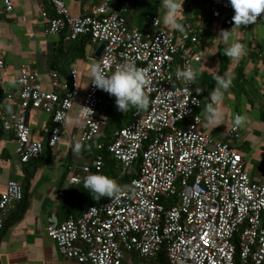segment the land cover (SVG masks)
Masks as SVG:
<instances>
[{
	"label": "built area",
	"instance_id": "built-area-1",
	"mask_svg": "<svg viewBox=\"0 0 264 264\" xmlns=\"http://www.w3.org/2000/svg\"><path fill=\"white\" fill-rule=\"evenodd\" d=\"M48 1L52 16L41 4L47 35L63 34L66 42L87 36L92 42L87 48L90 56L104 45L97 65L105 73L129 59L147 67L150 76L148 108L135 111L133 122L117 131L108 146L121 163L122 173L141 158L139 175L102 205L49 225L47 235L59 250L79 264L146 263L161 250L169 264H264V175L255 179L246 169L239 150L243 141L240 127L232 125L221 137L202 129L209 125L203 118L202 99L191 84L175 77L177 68L191 67L195 72L202 60L196 52L203 36L202 12L194 15L196 5L189 4L182 19L185 30L177 38L161 24L160 15L151 18V33L129 29L122 15L126 7L113 10L114 0H99L80 16L71 15L64 0ZM2 2L7 11L12 10L10 0ZM232 9L228 0H209L206 5L213 19ZM259 22L264 23V13L243 29H252ZM70 81L50 71L45 88L37 71L26 65L19 68L18 92L7 94L9 100L16 97L17 103L2 123L15 138L14 158L20 163L44 150L43 142L32 139L26 124L30 107L50 116L45 134L48 145L58 148L69 113L81 94L77 70L71 71ZM104 92L90 82L80 101L76 112L80 142L103 133L106 122L99 112ZM102 147L98 145V149ZM102 166L101 157L92 159L70 182L78 184L92 169L98 172ZM22 198L20 183L8 181L0 199V234L3 217Z\"/></svg>",
	"mask_w": 264,
	"mask_h": 264
},
{
	"label": "crops",
	"instance_id": "crops-1",
	"mask_svg": "<svg viewBox=\"0 0 264 264\" xmlns=\"http://www.w3.org/2000/svg\"><path fill=\"white\" fill-rule=\"evenodd\" d=\"M64 1L71 15L80 16L88 12L99 0ZM10 2L13 8L7 11L0 0V60L3 62L0 68L2 70L0 81L5 84L6 93L18 92L16 78L22 65L37 71L41 75L44 87L48 88L46 83L50 72L49 66H52L55 60L67 73L71 69L77 70L81 94L69 113L58 150H53L50 162L35 174L26 212L0 236V264H79L65 257L54 240L47 235V227L51 224L59 225L66 219L62 208L65 204H70L72 198L78 195L76 184H72L70 178L81 172L82 167L89 163V159L72 152V144L80 140V121L76 118V112L91 80L92 63H97L98 60L96 56L92 57L88 52L83 59H76L71 54L64 56L57 54L61 36L47 35L45 31L47 20L41 16V4H44L52 15L48 0H10ZM181 7L183 10L180 12L183 15L190 9L188 3ZM201 12L203 36L196 52L202 56V60L195 65V72L198 75L208 73L207 62L204 59L205 49L213 50L212 52L219 60L221 52L216 51L215 47L219 39V30L224 29L220 20L211 18L206 7ZM263 24L259 22L255 27L264 32ZM224 30H231L230 33H232L236 28ZM240 30L246 33L244 29ZM215 36L218 38L213 39ZM224 47H227V43L222 44V48ZM8 66H12L13 69L9 70ZM62 77L65 76L62 75ZM104 95H107V92H104ZM225 95L222 100L225 102L228 98L234 97L229 93ZM16 103L15 97L10 102V111ZM240 103H243V100ZM49 121L50 117L45 112L33 108L30 114L32 139L43 142L46 136L45 130L50 126ZM208 126L205 125L202 129L208 132ZM215 133L212 135L217 137L224 134L222 132L221 135L218 131ZM9 137L10 135H7L0 146V193L5 191L8 181L14 180L19 183L22 181V165L14 172L15 158L12 154L16 148V142ZM10 156L12 159L8 160L7 157ZM250 174L253 178L260 179L264 175V163H257Z\"/></svg>",
	"mask_w": 264,
	"mask_h": 264
},
{
	"label": "trees",
	"instance_id": "trees-1",
	"mask_svg": "<svg viewBox=\"0 0 264 264\" xmlns=\"http://www.w3.org/2000/svg\"><path fill=\"white\" fill-rule=\"evenodd\" d=\"M185 2L196 5L194 15H197L202 10H204L209 0H185ZM112 5L113 10L118 12L121 11L122 6L126 7V10L122 12V15L125 17L126 24L129 29L137 30L143 35L151 33L154 30L152 27L151 18L153 16L159 15L160 0H114ZM233 14V9L222 14V16L218 19L221 21L222 27L224 29H235L238 26L240 29H243V25H234V22L231 19ZM183 18L184 15L180 19L181 22ZM166 27L173 31L178 38L180 31L170 26ZM244 31L247 32V30ZM60 36L61 40L58 45L57 54H61L62 56L71 54L74 55L73 57L76 59L85 58L88 46L92 45L91 39L89 37L79 36L74 41L66 42L64 35L60 34ZM67 44L68 46H65ZM223 49H225V47ZM222 54L224 56V61L221 60L220 56V65L215 74L222 75L225 71H227L231 74L232 81L229 88L223 90L220 100H223L226 96L225 94L229 93L232 94L236 100H243V103L248 104V111H255L258 115L259 123L262 125V128L259 126L258 129L254 130V134L259 136L262 130H264V46H259L256 49H253L250 53H247L246 56L241 57L233 64L231 62L232 59L224 55V51H222ZM94 56L95 55L92 57ZM57 58L59 57L57 56ZM177 58L180 60L179 56ZM49 70L57 72L61 79L63 78L69 84H71V71L73 69L67 73L60 65L57 64V61L53 60L52 66H49ZM211 74L213 73H204L203 75H198L196 80L191 84V87L194 90L195 88L200 89L198 94L202 99L203 107L205 103L208 102L209 92L215 86V82L213 81ZM62 75L65 77H62ZM7 94L8 93H6L5 84L0 81V146L7 135H10V140L15 141L13 134L7 133L4 130L2 123V118L7 116L10 111L9 106L11 100L8 99ZM114 101V96H111L108 93L104 96L103 108L99 112V116L106 122L103 133L94 140L87 142L79 141L81 143V148L78 153L81 157L89 159V161L97 157H101L103 166L98 172L113 178L119 185L121 191L128 187L130 182L139 175L141 158H139L133 164L129 171L122 173L121 163L108 150V146L114 140V135L117 131L133 122V114L135 111L144 112L148 108L149 103L146 108L142 110H138L134 106H129L123 112L117 110ZM32 110L33 107L28 108L26 115V124L31 128V130L32 127L30 126V114ZM42 112L44 111L42 110ZM49 122L51 123V118ZM221 130H223L222 127H217L215 132L218 131L222 135ZM47 138V136L44 137V150L40 155L31 159L27 163H21L22 181L20 185L23 192V198L20 201L13 203V206L11 207L12 209L8 210L6 215L3 217V229L1 234L6 229L11 227L15 221L22 218L29 206V192L32 187V181L35 178V174L39 169L45 167L50 162L51 156L53 154V149L48 145ZM98 145H102V149H98ZM250 149L249 142L247 140H243L239 150L242 152L245 159L246 169V154L251 151ZM14 153L15 150L12 156H14ZM7 159L11 160L12 157H7ZM92 172L97 171L92 169L91 173ZM82 181L83 179L80 183L76 184L78 195L72 198L70 204H65L62 208L64 214H66V219L71 216L75 218L80 217L89 207L100 206L116 194L114 193L111 197L104 196L98 200H95L89 194L88 190L83 187ZM2 194L3 193H0V199ZM135 264H169V262L165 251L161 250L156 258L149 260L146 263L137 260Z\"/></svg>",
	"mask_w": 264,
	"mask_h": 264
},
{
	"label": "clouds",
	"instance_id": "clouds-1",
	"mask_svg": "<svg viewBox=\"0 0 264 264\" xmlns=\"http://www.w3.org/2000/svg\"><path fill=\"white\" fill-rule=\"evenodd\" d=\"M234 10L232 21L234 25H248L256 21L259 14L264 13V0H228ZM181 0H160L162 12L159 19L164 26H170L180 32H184V25L179 19V12L182 9ZM157 21V19H156ZM155 21V23H156ZM231 31V30H230ZM229 30L220 29L218 37L227 39ZM243 52V45L239 41L228 44L224 49V55L230 58L239 57ZM103 63V60H101ZM215 86L208 94V102L205 103L202 113L204 120L214 127L220 125L224 120V113L219 107V100L223 90L229 88L232 76L225 71L222 75L211 74ZM198 76L191 67L183 70L177 68L175 77L181 82L192 84ZM96 88L107 92L115 97L117 110L125 111L129 106H134L138 110L146 108L149 98L146 89L150 83L149 69L139 67L129 59L122 60L116 64L110 73H105L97 63L93 62L91 67V81ZM197 93L199 88H195ZM170 91L166 93L170 94ZM193 103H196L195 101ZM82 115V113H81ZM247 117L243 113L233 114V128L243 127ZM81 148L79 141L72 144V152L78 153ZM83 187L88 190L93 199L101 197H111L120 191L119 185L115 180L101 172L88 173L83 177Z\"/></svg>",
	"mask_w": 264,
	"mask_h": 264
},
{
	"label": "rangeland",
	"instance_id": "rangeland-1",
	"mask_svg": "<svg viewBox=\"0 0 264 264\" xmlns=\"http://www.w3.org/2000/svg\"><path fill=\"white\" fill-rule=\"evenodd\" d=\"M181 3L182 6L186 4L185 0H181ZM161 12L162 9L160 7L159 15ZM182 16V12H179V19H181ZM216 38L218 37L215 36L213 39ZM217 41L218 42L215 49L216 51L221 52V60L224 61V56L222 54V51H224V49L222 48V44L227 43L228 46V44H230L231 42L239 41L243 45V52L239 57L246 56L247 53H250L253 49H256L259 46H264V32L261 29L254 27L247 30L246 33H243V31L240 30V27L237 26L236 30L232 31L227 39L219 37ZM212 51L213 50L209 51L208 49L204 50V59L207 62L208 68L206 69L208 73H215L220 65V61ZM239 57L231 58L232 64L235 63L239 59ZM8 68L9 70L13 69L12 66H8ZM1 73L2 70H0V75ZM218 104L224 113V120L220 125H217L215 127L213 125H209L207 131L211 134H216L215 129L217 127H222V132L226 134L232 127L233 114L243 113L247 117V120L244 126L241 127V131L243 139L247 140L250 144L251 151L246 154V161L248 172H252L257 163H264V130H262L259 136L254 134L255 129H258L259 126L262 128V125L259 123L258 115L255 111L249 112V105L240 103V101L236 100L234 97L228 98L227 102L220 100ZM55 150L57 151L58 149ZM14 161L16 168L14 169V172H16L17 169L21 168V163L17 159H15Z\"/></svg>",
	"mask_w": 264,
	"mask_h": 264
},
{
	"label": "water",
	"instance_id": "water-1",
	"mask_svg": "<svg viewBox=\"0 0 264 264\" xmlns=\"http://www.w3.org/2000/svg\"><path fill=\"white\" fill-rule=\"evenodd\" d=\"M103 49H104V45H101V46L98 48V50H97L95 56H96V57H99V56L101 55Z\"/></svg>",
	"mask_w": 264,
	"mask_h": 264
}]
</instances>
